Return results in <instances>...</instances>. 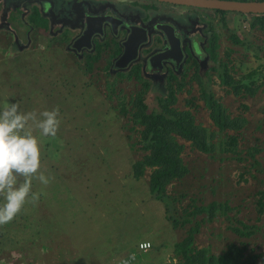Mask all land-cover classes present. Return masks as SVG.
Segmentation results:
<instances>
[{"label":"rangeland","instance_id":"1","mask_svg":"<svg viewBox=\"0 0 264 264\" xmlns=\"http://www.w3.org/2000/svg\"><path fill=\"white\" fill-rule=\"evenodd\" d=\"M200 11L209 36L215 34L220 45L202 84L230 118H245L247 125L238 133L237 152H223L220 145L231 148L228 136L237 133L220 132L214 125L203 87L188 71L173 89L175 107L191 110L196 123L214 134L216 149L206 154L180 140L189 174L167 186L165 202L150 191V169L136 178L134 165L146 153L138 144L143 128L130 115L131 102L139 95L150 112L162 110L166 90L157 97L145 93L140 83L116 89L114 81L81 78L59 48L44 56L9 55L7 33L0 31V100L19 103L26 112L58 109L60 118L56 137H39L40 171L50 182L33 180L32 191L42 193L39 200L0 225V264H121L126 259L129 264H177L175 244L195 227L181 223L193 220L190 214L196 208L212 203L221 208L213 221L203 218L209 213L198 215L196 247L215 255L231 245L247 247L246 255H262L255 264H264V217L259 218L257 203L258 192L264 190V76L255 79L254 95L244 91L239 97L219 78L221 60L235 80L264 69V30L253 27L252 16L234 13L223 20L216 11ZM256 161L259 165L253 167ZM23 179L18 177V183ZM234 228L252 234L240 237ZM143 244L150 248L142 250Z\"/></svg>","mask_w":264,"mask_h":264},{"label":"flooded vegetation","instance_id":"2","mask_svg":"<svg viewBox=\"0 0 264 264\" xmlns=\"http://www.w3.org/2000/svg\"><path fill=\"white\" fill-rule=\"evenodd\" d=\"M200 10L150 0H0V31L9 55L59 48L81 78L114 81L116 89L140 83L158 97L178 89L188 71L206 86L215 34Z\"/></svg>","mask_w":264,"mask_h":264},{"label":"trees","instance_id":"3","mask_svg":"<svg viewBox=\"0 0 264 264\" xmlns=\"http://www.w3.org/2000/svg\"><path fill=\"white\" fill-rule=\"evenodd\" d=\"M240 1H255V0H240ZM264 1V0H259ZM222 15V19L226 20L229 12L216 11ZM241 16H252L254 22L253 27H259L264 30V15H243ZM34 21L39 26L36 19ZM238 36H233L235 42H239ZM215 36L210 38L208 52L212 55V60L217 61L219 44L215 40ZM226 62L220 61V72L219 78L221 84L227 88H230V92L236 96H241L245 91L249 96L254 95L255 79L259 76H264V69L254 70L242 77L239 80L229 74ZM223 72V73H221ZM166 93L162 94L161 106L158 112H150L148 106L144 103V99L139 95L131 102L133 105L132 114L130 116L135 125H140L142 129L141 138L138 144L141 150L146 154L144 157L137 161L134 165L135 175L137 179H142L147 169H150V191L153 196L158 200L165 202L166 188L173 182L181 181L184 177L188 176L189 169L182 154L185 150V145L180 142L184 140L191 144V146L203 153H212L215 151L216 146L214 144V134L203 127L201 124L196 123L195 116L191 110H178L175 105L177 103V95L174 90L168 93L167 97H164ZM202 98L206 103V106L211 110V119L214 125L219 129L220 132L234 131L236 135H229L228 140L230 141L231 148L228 146L220 145V149L226 153L235 154V149L238 142L240 132L245 128L247 122L245 118L232 119L227 114L223 106L215 99L212 93L207 91L206 87H203ZM191 104V103H189ZM127 113V108L125 109ZM255 157V153L251 155ZM255 159V158H254ZM259 165L257 161L253 164V167ZM258 213L259 218L264 217V190L259 191ZM221 208L217 203H212L207 207L196 208V211L190 216H195L193 220L185 219L181 223L182 227H186L188 223L195 224L192 227L184 239L175 244V259L177 264H255L262 255H246L247 247H238L237 245H231L224 253L220 255L212 254L209 248H197L195 245L196 234L199 231V221L197 220L198 215L209 213V217H203L209 221H213L216 216L217 209ZM171 222L175 224V229L179 228L180 223L169 218ZM248 227H246V230ZM234 231L240 237H249L252 232L245 233L243 230L235 229Z\"/></svg>","mask_w":264,"mask_h":264},{"label":"clouds","instance_id":"4","mask_svg":"<svg viewBox=\"0 0 264 264\" xmlns=\"http://www.w3.org/2000/svg\"><path fill=\"white\" fill-rule=\"evenodd\" d=\"M59 127L58 109L26 112L19 103L0 100V225L12 221L27 203L39 200L42 193L32 191L33 180L49 184L50 177L40 171L39 137L54 138ZM18 177L24 178L22 183Z\"/></svg>","mask_w":264,"mask_h":264},{"label":"water","instance_id":"5","mask_svg":"<svg viewBox=\"0 0 264 264\" xmlns=\"http://www.w3.org/2000/svg\"><path fill=\"white\" fill-rule=\"evenodd\" d=\"M159 3H167L179 7L204 9L213 11H225L243 15H264V1H240V0H150ZM181 54V50L177 49ZM171 60L175 62L174 57Z\"/></svg>","mask_w":264,"mask_h":264},{"label":"built area","instance_id":"6","mask_svg":"<svg viewBox=\"0 0 264 264\" xmlns=\"http://www.w3.org/2000/svg\"><path fill=\"white\" fill-rule=\"evenodd\" d=\"M150 248L149 244H143L141 245V249L147 251Z\"/></svg>","mask_w":264,"mask_h":264}]
</instances>
